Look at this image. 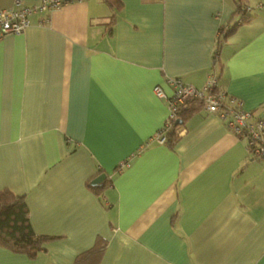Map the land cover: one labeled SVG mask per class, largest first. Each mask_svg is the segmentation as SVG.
Wrapping results in <instances>:
<instances>
[{
    "label": "crops",
    "instance_id": "obj_1",
    "mask_svg": "<svg viewBox=\"0 0 264 264\" xmlns=\"http://www.w3.org/2000/svg\"><path fill=\"white\" fill-rule=\"evenodd\" d=\"M17 1L39 0L0 10ZM246 7L223 38L233 0H68L0 38V193L23 196L49 238L34 256L0 245V264H74L95 247L80 264H264V163L246 139L202 107L173 148L146 144L168 77L202 89L214 74L264 119V0Z\"/></svg>",
    "mask_w": 264,
    "mask_h": 264
},
{
    "label": "built area",
    "instance_id": "obj_2",
    "mask_svg": "<svg viewBox=\"0 0 264 264\" xmlns=\"http://www.w3.org/2000/svg\"><path fill=\"white\" fill-rule=\"evenodd\" d=\"M68 0H39L33 5H20L17 8L0 10V38L8 33L20 34L29 26L28 16L37 11H51L59 8ZM249 10V8H246ZM166 83L170 87L167 94L160 85L153 87V92L160 98L168 101V116L161 128L151 136L146 144L151 141L164 143L166 132L171 122L177 118V113L187 101L199 99L206 111L218 114L225 121L228 129L238 136L246 139V148L250 155L264 163V119L254 117L251 111L244 110L241 100L232 97L227 99L225 92L217 89L216 77L210 74L202 89L183 82L179 77H168ZM183 130L182 126L177 128L178 133Z\"/></svg>",
    "mask_w": 264,
    "mask_h": 264
},
{
    "label": "trees",
    "instance_id": "obj_3",
    "mask_svg": "<svg viewBox=\"0 0 264 264\" xmlns=\"http://www.w3.org/2000/svg\"><path fill=\"white\" fill-rule=\"evenodd\" d=\"M110 7L115 8L120 3V0H103ZM234 16L238 21L232 23L228 29L224 30L220 27L219 32L226 38L240 23L249 21L251 18L250 10L246 8V0H233ZM220 45L219 43L217 46ZM226 98H232L226 93ZM203 103L199 99H192L179 109L177 118L171 122V126L167 130L164 144L173 148L177 142L179 135L177 128L183 126L188 114L202 108ZM89 187L96 191L98 186L89 185ZM27 206L23 196H15L9 191L0 193V245L15 251L25 252L30 256H34L41 248L42 243L49 238L34 233L29 224ZM98 251V247L91 249L88 252L78 254L75 257L74 264H80L86 258H93V255Z\"/></svg>",
    "mask_w": 264,
    "mask_h": 264
},
{
    "label": "water",
    "instance_id": "obj_4",
    "mask_svg": "<svg viewBox=\"0 0 264 264\" xmlns=\"http://www.w3.org/2000/svg\"><path fill=\"white\" fill-rule=\"evenodd\" d=\"M103 174H100L99 176H97L96 178L93 179L92 183H97L98 181L101 180Z\"/></svg>",
    "mask_w": 264,
    "mask_h": 264
}]
</instances>
